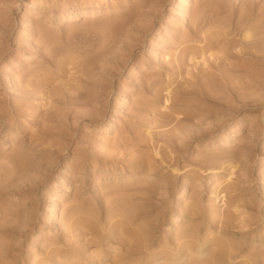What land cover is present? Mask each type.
Masks as SVG:
<instances>
[{
	"label": "rangeland",
	"instance_id": "1",
	"mask_svg": "<svg viewBox=\"0 0 264 264\" xmlns=\"http://www.w3.org/2000/svg\"><path fill=\"white\" fill-rule=\"evenodd\" d=\"M0 264H264V0H0Z\"/></svg>",
	"mask_w": 264,
	"mask_h": 264
},
{
	"label": "bare ground",
	"instance_id": "2",
	"mask_svg": "<svg viewBox=\"0 0 264 264\" xmlns=\"http://www.w3.org/2000/svg\"><path fill=\"white\" fill-rule=\"evenodd\" d=\"M35 5H38V3H36L35 1L34 2H31L30 3V6H35ZM91 16V15H90ZM247 35H246V38H248L249 36H251V34H250V32L249 31H247V33H246ZM243 37H244V35H243ZM250 38V37H249ZM166 101V100H165ZM168 102V101H167ZM166 109V108H165Z\"/></svg>",
	"mask_w": 264,
	"mask_h": 264
}]
</instances>
